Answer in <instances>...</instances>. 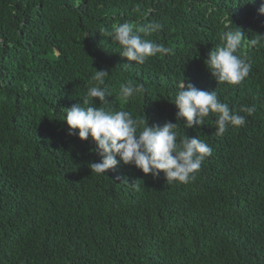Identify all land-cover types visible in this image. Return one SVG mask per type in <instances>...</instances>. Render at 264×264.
Returning a JSON list of instances; mask_svg holds the SVG:
<instances>
[{
    "label": "trees",
    "instance_id": "trees-1",
    "mask_svg": "<svg viewBox=\"0 0 264 264\" xmlns=\"http://www.w3.org/2000/svg\"><path fill=\"white\" fill-rule=\"evenodd\" d=\"M262 3L0 0V264H264ZM123 22L160 23L141 35L171 52L128 61L109 37ZM226 26L258 41L238 49L251 71L234 85L218 83L205 63ZM96 69L109 72L106 107L145 115L150 126L177 122L182 82L216 90L245 124L215 135L213 114L193 128L180 121L181 133L212 148L186 184L133 164L92 173L95 143L78 129L69 135L63 120L77 103L99 106L87 97ZM125 83L143 91L124 100Z\"/></svg>",
    "mask_w": 264,
    "mask_h": 264
},
{
    "label": "clouds",
    "instance_id": "clouds-1",
    "mask_svg": "<svg viewBox=\"0 0 264 264\" xmlns=\"http://www.w3.org/2000/svg\"><path fill=\"white\" fill-rule=\"evenodd\" d=\"M259 12L264 14V3ZM162 27L156 22L134 29L130 22H123L113 25L109 37L122 46V57L142 65L150 57L171 52L162 43L148 40L141 35L157 32ZM244 35L240 27L232 30L226 26L221 35L222 45L209 53L205 63L218 83L239 84L251 71L250 60L237 55V51L244 44L255 46L258 41H246ZM108 75L107 70L96 69L89 82L87 97L97 98L99 106H95L96 101L87 107L77 103L66 109L64 120L68 125L69 135H76L75 130L78 129L81 140L91 137L95 143L93 151L101 159L99 162L90 163L92 173L106 174L121 163L133 164L143 173L152 174L154 177L163 172L168 183L177 181L186 184L195 179L203 161L211 155L212 148L199 136L190 138L185 132L181 133L180 121H185L183 124L186 129L193 128L205 125V119L213 114L216 118L215 135H223L229 125L238 127L245 124V117L222 102L216 90L204 91L191 83L185 86L182 82L174 100L178 108L177 122L168 121L163 126H150L145 115L133 117L129 111L106 107L109 103L107 97L111 93L103 86ZM142 91V85L125 83L120 85L119 94L124 100H129ZM84 103L87 104L88 100L85 99ZM240 111L252 115L255 107L242 106Z\"/></svg>",
    "mask_w": 264,
    "mask_h": 264
},
{
    "label": "bare ground",
    "instance_id": "bare-ground-1",
    "mask_svg": "<svg viewBox=\"0 0 264 264\" xmlns=\"http://www.w3.org/2000/svg\"><path fill=\"white\" fill-rule=\"evenodd\" d=\"M168 20V19H167ZM67 48V47H66ZM72 49V48H71ZM240 55V54H239ZM130 72V71H129ZM64 121V120H63ZM163 122V121H162ZM51 192V191H50ZM58 198V197H57ZM3 214V213H2ZM26 217V216H25ZM80 219V218H79ZM205 223V222H204ZM53 224V223H52ZM220 228V227H219ZM236 228V227H235ZM15 230V229H14ZM244 238V237H243ZM223 240V239H222ZM188 242V241H187ZM219 242V241H218ZM183 243V242H182ZM200 248V247H199ZM185 256V255H184ZM204 257V256H203ZM196 261V260H195Z\"/></svg>",
    "mask_w": 264,
    "mask_h": 264
}]
</instances>
